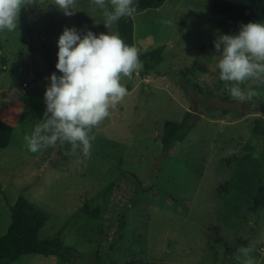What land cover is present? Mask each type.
Instances as JSON below:
<instances>
[{"label":"rangeland","instance_id":"1","mask_svg":"<svg viewBox=\"0 0 264 264\" xmlns=\"http://www.w3.org/2000/svg\"><path fill=\"white\" fill-rule=\"evenodd\" d=\"M76 10L66 16L51 0H36L21 8L15 31L0 32V117L14 126L10 145L0 149V237L10 224L11 205L24 194L48 213L40 235L60 231L64 245L79 250L67 264H93L97 252L117 261L244 264L247 258L232 255L227 244L236 250L250 247L255 264H264V208L254 211L243 197L220 190L244 142H257L251 133L257 112L254 107L244 111L241 103L253 98L251 91L264 98V85L246 81L243 99L230 96L219 79L214 41L240 30L229 23V15H214L209 0H166L133 16L138 54L165 44L164 60L144 75L138 70L121 77L128 94L92 128L89 155L81 149L72 155L71 145L59 141L29 152L24 137L43 119L50 84L44 44L58 48L65 27L108 32L92 0H79ZM110 31L118 32L116 23ZM193 64L194 81L233 102L213 97L208 105L214 107L205 111L207 104L191 95L192 87L189 98L178 74ZM223 107L231 110L224 113ZM190 109L202 110L195 114L197 125L163 152L164 122L180 121ZM85 202L100 203L103 218L83 213ZM122 212L127 226L116 238ZM12 264H58V258L31 253Z\"/></svg>","mask_w":264,"mask_h":264},{"label":"clouds","instance_id":"2","mask_svg":"<svg viewBox=\"0 0 264 264\" xmlns=\"http://www.w3.org/2000/svg\"><path fill=\"white\" fill-rule=\"evenodd\" d=\"M36 0H0V32L15 31L22 7ZM45 3V0H40ZM66 16H73L79 0H51ZM102 10L107 33L99 35L90 29L84 31L65 27L58 39V62L49 78L44 93L46 111L32 134L24 137L31 153H37L57 142L69 143L71 154L81 149L89 155L92 128L107 118L110 109L128 94L121 77H130L143 69L136 46L128 45L119 32L110 31L111 26L124 16L136 13V0H92ZM111 5L109 10L108 5ZM219 53V79L225 83L233 99H243L241 85L254 82L264 85V23L242 24L238 35L221 34L214 41ZM249 96L259 95L256 91ZM258 158V154H253ZM252 249L240 246L237 252L247 259L244 264H255L250 257Z\"/></svg>","mask_w":264,"mask_h":264},{"label":"trees","instance_id":"3","mask_svg":"<svg viewBox=\"0 0 264 264\" xmlns=\"http://www.w3.org/2000/svg\"><path fill=\"white\" fill-rule=\"evenodd\" d=\"M166 0H136V13H141L149 8H159ZM209 5L214 15H229V23L236 30H240L242 24L249 22H261L264 19V0H209ZM111 10V5H108ZM134 14V15H135ZM133 15V16H134ZM133 16H124L120 18L117 25V31L128 45H135V22ZM237 20L235 23L234 21ZM45 59L47 69L52 74L59 71L56 69L58 62V48L44 44ZM165 44L139 55L143 62L141 74L154 70L164 60ZM5 61V57H3ZM196 66H186L180 71L181 76L179 84L190 96L195 94L203 97L207 104L205 111L211 109L208 105V99L213 97L220 98V95H214L212 92L200 83L194 81L193 76L196 73ZM189 87L194 89L190 95ZM225 101H232L227 96L221 97ZM236 102V101H234ZM244 111L252 108L257 112L251 125V133L257 142L246 141L241 146L237 155V162L233 168L232 174L228 181L222 183L220 190L233 195L243 197L247 205L254 211L264 208V98L259 95L253 96L250 101L241 103ZM193 106V105H192ZM224 113L231 109L223 107ZM202 111V110H200ZM187 110L183 118L179 120L168 119L164 122L163 133L161 135V146L163 152H168L177 143L184 141L193 131L200 119L196 112ZM204 111V112H205ZM14 126L0 117V149L7 148L10 145L13 135ZM258 154L254 158L253 154ZM135 177L139 180L136 173ZM11 221L4 234L0 237V264H12L25 254H44L56 255L58 264H67L77 259L79 250L72 245H64L60 236V231L52 237H42L40 232L48 222V213L41 206L32 202L26 195H19L11 205ZM81 211L92 218H103L102 206L100 203L92 205L89 202L81 207ZM127 226V214L122 212L120 224L116 232V238L122 236L123 230ZM115 241L110 248L113 249ZM227 249L234 255L237 250L227 244ZM93 264H165L164 262H142L137 258H130L124 261L106 260L97 252ZM228 264V263H225Z\"/></svg>","mask_w":264,"mask_h":264},{"label":"built area","instance_id":"4","mask_svg":"<svg viewBox=\"0 0 264 264\" xmlns=\"http://www.w3.org/2000/svg\"><path fill=\"white\" fill-rule=\"evenodd\" d=\"M29 86V84H28V82L27 81H24L23 83H22V86H21V88L24 90V93H26L27 91V87ZM26 89V90H25Z\"/></svg>","mask_w":264,"mask_h":264}]
</instances>
